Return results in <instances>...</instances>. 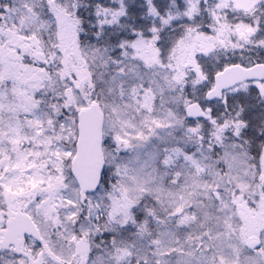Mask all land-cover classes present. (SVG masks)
Returning a JSON list of instances; mask_svg holds the SVG:
<instances>
[{
    "label": "snow or ice",
    "instance_id": "6c2138e0",
    "mask_svg": "<svg viewBox=\"0 0 264 264\" xmlns=\"http://www.w3.org/2000/svg\"><path fill=\"white\" fill-rule=\"evenodd\" d=\"M0 264H264V0H0Z\"/></svg>",
    "mask_w": 264,
    "mask_h": 264
}]
</instances>
